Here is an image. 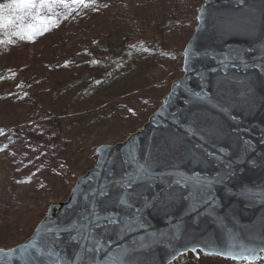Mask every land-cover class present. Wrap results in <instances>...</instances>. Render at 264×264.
Here are the masks:
<instances>
[{
	"label": "water",
	"instance_id": "water-1",
	"mask_svg": "<svg viewBox=\"0 0 264 264\" xmlns=\"http://www.w3.org/2000/svg\"><path fill=\"white\" fill-rule=\"evenodd\" d=\"M196 21L161 105L0 264L264 260V0H204Z\"/></svg>",
	"mask_w": 264,
	"mask_h": 264
},
{
	"label": "rangeland",
	"instance_id": "rangeland-1",
	"mask_svg": "<svg viewBox=\"0 0 264 264\" xmlns=\"http://www.w3.org/2000/svg\"><path fill=\"white\" fill-rule=\"evenodd\" d=\"M203 2L54 0L41 8L36 0L35 8L3 10L0 248L24 242L52 203L67 200L94 167L97 146L122 142L147 122L183 75V50ZM54 116L61 128L49 122ZM171 264L264 260L199 251Z\"/></svg>",
	"mask_w": 264,
	"mask_h": 264
},
{
	"label": "snow or ice",
	"instance_id": "snow-or-ice-1",
	"mask_svg": "<svg viewBox=\"0 0 264 264\" xmlns=\"http://www.w3.org/2000/svg\"><path fill=\"white\" fill-rule=\"evenodd\" d=\"M54 2V0H39V7H45L48 4ZM60 3H66L67 0H59ZM71 3L73 4H82L84 6H87L85 3V0H71ZM37 7L36 0H12L10 4L7 5H0V27H3V10L5 8H15L18 10H24L27 8H35ZM45 30H50V29H41L39 30L38 34L43 35ZM35 34V33H34ZM28 42H33L32 36L28 37ZM245 250H241L238 253H229L227 258L229 259H234V260H240V259H252L249 256H246L244 254ZM250 251V250H249Z\"/></svg>",
	"mask_w": 264,
	"mask_h": 264
},
{
	"label": "trees",
	"instance_id": "trees-1",
	"mask_svg": "<svg viewBox=\"0 0 264 264\" xmlns=\"http://www.w3.org/2000/svg\"><path fill=\"white\" fill-rule=\"evenodd\" d=\"M52 121L55 123V124L52 125V127H54V126L56 127L57 124H58V126H60V128H61V125L59 123V120L55 116L50 118L49 122H52ZM6 222L7 221L5 220L4 223H2V225L6 224ZM12 224H14V222H12Z\"/></svg>",
	"mask_w": 264,
	"mask_h": 264
}]
</instances>
